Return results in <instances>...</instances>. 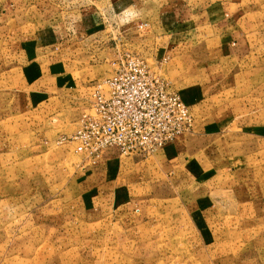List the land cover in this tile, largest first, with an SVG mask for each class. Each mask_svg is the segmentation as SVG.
I'll return each mask as SVG.
<instances>
[{"label":"rangeland","instance_id":"obj_1","mask_svg":"<svg viewBox=\"0 0 264 264\" xmlns=\"http://www.w3.org/2000/svg\"><path fill=\"white\" fill-rule=\"evenodd\" d=\"M109 1L0 0V264H264V211L244 216L231 191L240 186L241 197L247 185L256 204L264 195V0H238L244 55L225 61L224 74L211 68L210 94L188 106L200 123L224 116L220 134L245 136L252 155H200L218 133L206 124L207 136L194 126L179 149L88 161L71 134L118 55H140L175 89L214 59L199 29L203 47L191 38L188 67L165 76L164 64L126 42L131 9L114 14ZM168 1L194 21L213 2L156 4ZM86 9L99 17L92 33L79 24ZM45 25L63 42L34 53Z\"/></svg>","mask_w":264,"mask_h":264},{"label":"crops","instance_id":"obj_2","mask_svg":"<svg viewBox=\"0 0 264 264\" xmlns=\"http://www.w3.org/2000/svg\"><path fill=\"white\" fill-rule=\"evenodd\" d=\"M156 1L110 0L107 10L120 15L131 9L130 13H128L135 20V25L140 22L147 24L141 30H138L134 25L135 31H131L130 35H126V42L131 46L137 45L140 49L145 50L144 52H147L145 55L155 59V61L157 60L158 64H164V73L168 77L169 75L171 76L170 72L172 69L179 70L182 69V66L183 68L188 67L189 55L187 54V47L189 41L192 40L191 38L195 37L197 39L196 42L198 44L201 43L203 47L205 40L200 39L199 29L203 30L201 33H207L203 35H206V40L211 42V44L207 43V46L214 48L211 53L214 57L213 61L203 64L201 68L199 66L196 68L197 81L193 85L186 84L175 89L170 84L171 88L178 92L187 107L199 106L204 100V96L210 94L208 85L210 84L211 73L214 72V69L211 68L216 69L217 66L219 73L224 74L222 65L225 61H236L244 55V44L241 42V33L236 25L238 17L235 5L239 1L213 0V2L205 4L200 11L195 13V21L192 18L193 13L191 9L184 8L182 3L168 1V3L157 5ZM231 8H234V10L229 11ZM98 19L99 17L95 9H86L79 16V24H82L85 32L88 30L89 33H92L99 26ZM35 31L33 35L34 41L30 46L33 48L34 53L44 52L63 42L61 40L63 37L61 32L50 25L40 26ZM200 53L201 51L197 50L196 56H199ZM179 64L181 68H176ZM25 95L27 97L28 94L26 93ZM29 105L31 106L32 104L30 103ZM216 109L218 111L221 110L220 107ZM191 115L193 122L189 133L194 132L193 127L197 126L199 127V132H197L199 133V137L204 138V136H207L206 130L203 129L206 124L218 131L215 134L216 136L214 135V138L201 146L200 155H252L254 153L252 147L247 145L248 142L245 136L238 134L225 136L220 134L225 128V122H227L224 116L200 123L193 114ZM180 136L182 135L178 137L180 138ZM178 137L165 146L175 147V149L181 148L183 144L180 139L176 140ZM116 155L118 154L114 148H108L103 151L99 160H112ZM91 177L93 176L91 175ZM246 186H244V189H241L243 193L241 197L237 196L240 186H232L233 201H235L236 205L239 204L240 208L245 209V211L243 210L244 216H252V214L257 213L260 215L264 211L263 186L260 185L259 195L263 196L258 200L257 204L254 201L256 199L248 195L250 190ZM253 210L255 211L254 213H252Z\"/></svg>","mask_w":264,"mask_h":264},{"label":"built area","instance_id":"obj_3","mask_svg":"<svg viewBox=\"0 0 264 264\" xmlns=\"http://www.w3.org/2000/svg\"><path fill=\"white\" fill-rule=\"evenodd\" d=\"M145 22L135 25L138 30ZM192 115L176 90L144 59L118 55L111 74L92 85L91 98L71 134L74 150L88 161L104 150L148 155L192 129Z\"/></svg>","mask_w":264,"mask_h":264}]
</instances>
